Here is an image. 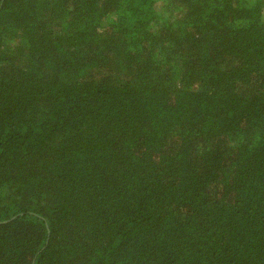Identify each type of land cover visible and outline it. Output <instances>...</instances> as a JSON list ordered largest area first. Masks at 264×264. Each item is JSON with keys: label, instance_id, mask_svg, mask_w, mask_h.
<instances>
[{"label": "trees", "instance_id": "obj_1", "mask_svg": "<svg viewBox=\"0 0 264 264\" xmlns=\"http://www.w3.org/2000/svg\"><path fill=\"white\" fill-rule=\"evenodd\" d=\"M0 264H264V0H0Z\"/></svg>", "mask_w": 264, "mask_h": 264}]
</instances>
